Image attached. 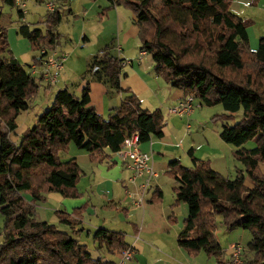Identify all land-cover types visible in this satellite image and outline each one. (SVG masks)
I'll return each mask as SVG.
<instances>
[{
  "label": "trees",
  "instance_id": "obj_1",
  "mask_svg": "<svg viewBox=\"0 0 264 264\" xmlns=\"http://www.w3.org/2000/svg\"><path fill=\"white\" fill-rule=\"evenodd\" d=\"M0 1L17 7L15 0ZM66 1L58 0L55 12H47L44 27L19 24L17 33L39 52L34 63H41L43 48L56 49L61 43L57 27ZM107 2L101 17L120 6L133 12L141 49L151 55L158 76L198 98L202 105L223 106L225 113L213 119L223 121L220 136L235 147V160L245 166L232 179L215 170L209 159L197 158L193 148L189 150L193 167L183 165L180 159L170 161L167 174L177 184L168 220L177 224L176 209L181 203L188 207L179 228V246L192 257L205 252L217 264H235L232 250L226 258L216 236L221 216L228 231L241 228L252 235L247 244L252 255L247 256L242 246V264H264V35L253 49L248 34L250 20L232 9L234 0ZM17 9L22 19L26 13ZM2 18L0 6V264H117L104 260L101 251L121 254L129 249L124 231L97 228L92 233L95 251L100 253L97 258L75 235L84 231L77 225L88 203L72 213L57 210V224L37 217V203L46 193L69 198L82 195L78 184L83 172L77 160H63L71 143L88 151L92 162L107 159L106 153L117 152L133 133L139 134L140 142L161 138L164 113L143 108L134 92L121 87L127 59L113 53L110 44L90 59L85 76L89 79L81 95L59 89L34 125L13 141L11 133L18 127L19 115L32 107L43 85L29 72L31 65L25 67L12 55ZM91 81L123 94L120 105L107 117L90 105ZM238 114V121L230 123ZM251 141L256 145L248 148ZM100 154L104 156L98 158ZM163 199V191L156 188L150 202Z\"/></svg>",
  "mask_w": 264,
  "mask_h": 264
},
{
  "label": "crops",
  "instance_id": "obj_2",
  "mask_svg": "<svg viewBox=\"0 0 264 264\" xmlns=\"http://www.w3.org/2000/svg\"><path fill=\"white\" fill-rule=\"evenodd\" d=\"M36 1L38 2V0ZM77 1L80 0H67L63 10H70V14L77 15L72 9ZM82 4L81 8L83 9L84 18L76 20L77 25L80 27L78 37L82 38L84 43L90 42L91 38L88 36L89 32H87V25L90 22L102 25L101 33L106 31L113 32V30L114 33L117 32V37H113L111 43H107L110 41L102 43L99 52L106 45L111 44L113 53L123 59L130 60L131 63H125L123 67L125 76L121 80V87L134 92L140 98L143 108L148 110L161 109L162 111H167L166 109H168V114L164 113L166 114L164 115V135L161 138H153L149 141L141 142V148L152 154V168L156 172V177L152 180V186L144 190L136 183L138 182L137 180L133 182V172L126 168L124 163L120 164L114 153H106L108 155L107 159H98L92 162L88 151L80 149L74 143H71L63 160H77L83 172L78 184V189L82 195L78 198H64L60 209L64 208L69 213H72L75 208L88 203V207L82 215V221L77 225L78 228H84V231L78 236L90 232V235L87 236L91 238L92 233L100 227L124 231L126 233L125 240L134 249L135 254L131 260L123 264H194V257L190 256L178 244L179 228L183 226L184 219L188 215L187 205L181 203L179 208L176 209L178 211L177 224H172L168 220V215L172 211L171 206L174 202V196L169 197L167 194L168 190L173 189L177 184L175 179L167 175L169 163L173 159H180L183 165L193 167L194 163L189 150L193 148L195 156L199 150H204L203 152L205 153L198 154L202 158L196 157L199 159L208 158L215 170L226 174L228 169H230L229 165L233 166L232 163H234V148H228L219 140V138L222 139L220 136L221 127L218 125L220 120L213 119L211 123L204 121L202 125L205 126L204 129H194L191 119L194 114L182 117L169 112L171 108L184 99L186 94L183 90L172 87L169 83L163 84L161 82L163 80L156 74L155 63L151 55L147 52L141 53L144 50L141 49L139 27L133 12L121 6L114 7L102 19L99 17V9L108 6L107 0H87V2L82 0ZM249 7L253 8V10H264V0H234L232 4V9L241 16L244 10L247 11ZM25 17L26 14L20 23L26 22ZM88 17L92 19H87ZM244 18L255 22V18ZM109 21L113 22L112 25L105 26V23ZM42 22H44V19ZM41 27H44V23ZM60 27L61 25H59ZM261 35H264V31H258L257 34L254 32L253 38L250 36V46L253 49L258 47L259 39L257 41L256 37ZM129 43H132L133 48L138 50H135L134 53H128ZM61 44L56 49L65 52L64 49L63 51L61 50ZM94 55L88 58V63ZM148 56L149 58H147ZM86 71L80 73L79 81H72L67 86H65L67 80L73 79L69 77L68 79H66L67 77L63 80L61 79V83H63V85H60L61 89L67 88L74 91L77 95H81L89 79L88 77L87 79L85 78ZM42 85L46 91L51 90V87H47L46 82H42ZM73 85L76 86L75 89H73ZM54 96L55 92L51 100H54ZM122 97L123 94L113 89L110 90L108 86L101 82L91 81L90 83V105L105 117L112 113V109L120 105ZM36 98L33 99L32 104H41L42 102L39 98ZM203 107L201 103H198L193 112H206L207 110H204ZM194 117L196 118L194 119L195 124V121L200 116ZM200 121H202V118H200ZM221 122L223 125L222 120ZM31 124L27 118H24L19 123L18 117V127L11 133L12 140L17 141L20 135L28 127L32 126ZM224 149H227L228 154L223 153ZM103 156L100 154L98 158ZM261 167L264 172V164H261ZM156 188L163 191L164 199L163 201L152 203L150 199ZM49 197L50 195L47 196L46 200ZM38 210L39 215L46 219V209L39 208ZM50 220L56 221L58 217H50ZM93 243L94 250L92 253L97 258L100 253L95 251L96 243L94 241ZM101 254L105 256L104 260L119 262V254H107L103 250ZM195 263L198 264L197 262Z\"/></svg>",
  "mask_w": 264,
  "mask_h": 264
},
{
  "label": "rangeland",
  "instance_id": "obj_3",
  "mask_svg": "<svg viewBox=\"0 0 264 264\" xmlns=\"http://www.w3.org/2000/svg\"><path fill=\"white\" fill-rule=\"evenodd\" d=\"M85 1L87 2V0H85ZM97 2H99V1H97ZM75 4L76 5L74 7H72V9H73L74 13L77 15H73V14H70L69 12L67 13V11H65L63 20L59 24V25H61V27L60 28H59V26L57 27V31L59 32V34L61 36L60 37L61 43H62L61 44V50L63 51V49H64V51L67 52L69 55V57L65 63V69L61 73L57 84L52 85L51 90L46 91V89L42 86L40 93H39L40 97H38L39 95H37V98H36V99L39 98V100L42 103L38 104V105L32 104V107L28 111H24L19 116V123H21L24 118H27L30 121V123H32L31 125H34L35 121H37L38 115L41 114L42 112H44L51 105V103L53 101V100H51L53 93L57 92L59 89H61L60 85H63V83H61V79L63 80L66 77H67L66 79H68V77L70 79H73V80H67V84H65V86L70 85V83H72V81H79V79L81 77L80 73L82 71L83 72L86 71V69L88 67V65H87L88 64V58L91 55L97 54L100 51V49L102 47V43H104L106 41H110L107 43H111L112 38L117 37L116 36L117 32L114 33V30H113V32L106 31L105 33H101L100 29H101L102 25L90 22L87 25V29H88L87 32H89V34L88 33L87 34L91 38V40L88 43H86V42L84 43L83 39L78 37V33L80 32V27L76 23V20H78V19L82 20L84 18L83 9L81 8L83 5L82 0L77 1ZM0 6H2V10H3L2 23L7 28L10 51H11L12 55L17 57L20 60V62L25 67L28 68L30 65H32L34 63L33 57L37 56L39 54V52L33 51L28 39L22 37L21 35H19L17 33L18 32V26H19L20 22L23 21L20 19L19 15H18L17 8L11 7L8 5H4L1 1H0ZM81 9H82V11H81ZM102 10H103L102 8L99 9V17L103 19L105 17L104 16L101 17V15H100V12ZM47 12L48 11H47V8H46L44 2H39V1L37 2L36 0H28V8H27V12H26L27 18L25 17V21H26L25 23L31 24L33 26L35 25V26L41 27V26H43L42 21H43V19H45V15L47 14ZM130 12H132V11L130 10ZM243 16L247 17V18H255V22L250 21L249 26H248L249 40H250V36L252 38L254 37V36H252V35H254V32H256V34H257L258 31H264V10H261V11H259V9L253 10V8L249 7V9L247 11L244 10L242 17ZM87 19L91 20L92 18L88 17ZM112 23H113L112 21H109V22L105 23V26H108V25L111 26ZM256 39L258 41L259 37H256ZM105 44H103V45H105ZM128 47H129L128 53H134L135 50H138L137 48L136 49L133 48L132 43H129ZM147 58H149V56ZM160 78H161V80H163V81H161L163 84L168 83L163 77H160ZM72 87H73V89H75L76 86L73 85ZM32 103H33V101H32ZM196 103L197 104L201 103L198 98L196 99ZM203 106H204L203 109L207 110L206 111L207 113L201 112V111L191 113L192 115L194 114V116H196V117L200 116V118H202V121H200V118H197V120L195 121V124H194V119H196V118L194 116L191 117L192 126L194 129H197V128L198 129L199 128L204 129L205 126H202L204 124V121H206L207 123H211L213 120V117L215 115L225 113V110L221 104H217L214 106H206V105H203ZM166 110L168 111V109H166ZM167 111L163 110V113L168 114ZM166 114H164V115H166ZM239 117H240V114H238L234 120H231L230 123H234V122L238 121ZM218 125L222 129L221 120L219 121ZM206 130H208V129H206ZM219 140L223 144H225V146H227L228 148L229 147L235 148L231 144L225 143L223 141V139L219 138ZM255 145H256V142L251 141L246 146L248 148H251V147H254ZM203 151L204 150H199L198 154L201 155L202 153H205ZM224 152H225V154H228L227 149H224L223 153ZM198 154H196V156L199 158H202ZM115 158L118 160V162H120V164H123L122 160L118 156H115ZM203 159H208V158H203ZM233 160H234V163H232L233 166L229 165L230 169H228V172H226V174H224L226 176H229L232 179L236 177L238 170L245 168V166L242 162L237 161L235 159H233ZM167 175L170 177L169 174H167ZM170 178H172V177H170ZM247 183L249 184V178L247 179ZM171 190H168L167 196H169V197L174 196V190L173 189H171ZM48 195H50V197L46 200ZM64 198H69V197H63L59 193H46L45 199L42 201H39L37 203V209H36L37 217L40 220L49 221V222L53 221L56 224L59 223L58 220H56V221L50 220V217H54V216L58 217L56 215V211L59 210L60 207H62V200ZM39 208L46 209L45 210L46 215H47L46 219H44L43 217H41L39 215V210H38ZM48 217H49V219H48ZM221 220H222V217L219 216L218 217L217 230H216V236H217L218 241L222 245L223 249L225 250V257L226 258L230 257V249H231V247L235 246L237 243H240L244 247L245 254L247 256L249 254L252 255V253H250L248 251V248H247V244L252 238L251 233L249 231L241 229V228H237L233 231H228L225 228V226L221 223ZM2 223H3V217L0 215V227L2 226ZM61 226H63V225H61ZM62 228L63 229L67 228L68 230L70 229V227H68V226H63ZM75 235L83 243L88 245L90 251L94 250L93 239H92V237L88 238L87 233H84L81 236H77V234H75ZM193 262H194V264H196L195 262H197L198 264H217L216 259L214 257H209L205 252H201L198 256L194 257Z\"/></svg>",
  "mask_w": 264,
  "mask_h": 264
},
{
  "label": "built area",
  "instance_id": "obj_4",
  "mask_svg": "<svg viewBox=\"0 0 264 264\" xmlns=\"http://www.w3.org/2000/svg\"><path fill=\"white\" fill-rule=\"evenodd\" d=\"M16 5L24 13L27 12L28 0H15ZM45 5L49 13L55 12L58 6V0H45ZM120 51V49H119ZM142 54L146 51H142ZM42 59L41 63H34L30 66L29 72L31 75L40 79L47 84L56 85L61 73L65 69V63L69 57L67 52H60L57 49L43 48L41 51ZM131 61L126 60L125 63ZM196 107V98L193 95H186L178 105L169 110L170 113L179 116H189ZM118 156L126 168L133 172L132 181L136 180L142 189L146 190L152 186V180L156 177V172L152 168V154L141 148V142L139 141V134L133 133L128 136L120 149L114 153ZM242 245L234 246L232 249L233 261L235 264H242L241 254ZM135 251L133 248L125 250L119 254V262L117 264H123L133 258Z\"/></svg>",
  "mask_w": 264,
  "mask_h": 264
}]
</instances>
